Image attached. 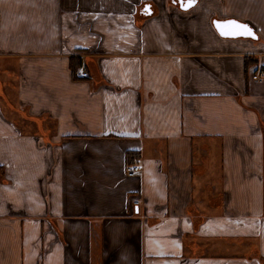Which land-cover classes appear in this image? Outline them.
<instances>
[{"label":"crops","instance_id":"1","mask_svg":"<svg viewBox=\"0 0 264 264\" xmlns=\"http://www.w3.org/2000/svg\"><path fill=\"white\" fill-rule=\"evenodd\" d=\"M0 170V264H264V0H0Z\"/></svg>","mask_w":264,"mask_h":264},{"label":"water","instance_id":"2","mask_svg":"<svg viewBox=\"0 0 264 264\" xmlns=\"http://www.w3.org/2000/svg\"><path fill=\"white\" fill-rule=\"evenodd\" d=\"M195 1L196 0H174V2H176V3L178 2L180 4L181 8L182 9H185V10L191 8L192 6H194ZM189 3L191 4V6H186V5H189ZM229 21H234V22H236V24H239V25H246L254 33L253 29L248 24H246V23L239 22V21L234 20V19L216 20L214 22L215 23V27L217 28V30L219 31V33L221 35H223V34L221 32V29L217 26V22H220L221 24H224L225 22H229ZM225 31H238V29H235L234 25H229L228 27L225 28ZM223 36H226V37H245V38H252V39L257 38L256 34L254 36H247V35H223Z\"/></svg>","mask_w":264,"mask_h":264},{"label":"snow or ice","instance_id":"3","mask_svg":"<svg viewBox=\"0 0 264 264\" xmlns=\"http://www.w3.org/2000/svg\"><path fill=\"white\" fill-rule=\"evenodd\" d=\"M186 6H191V4L189 3V5ZM146 11H150V8L146 9ZM229 25H234L235 29H238V31H225V28L228 27ZM217 26L221 29L223 35H247V36L255 35L252 32V30L248 28V26L236 24V22L234 21L225 22L224 24L217 22Z\"/></svg>","mask_w":264,"mask_h":264},{"label":"built area","instance_id":"4","mask_svg":"<svg viewBox=\"0 0 264 264\" xmlns=\"http://www.w3.org/2000/svg\"><path fill=\"white\" fill-rule=\"evenodd\" d=\"M79 73L83 77L88 76V72L84 68H80L79 69ZM254 77L257 78V75H255ZM142 169H143L142 164L139 163V162H136V163H134L133 165H131V166H129L127 168V174L129 176H138V175H140L142 173V171H143ZM133 204L134 205H138L139 204V200H134Z\"/></svg>","mask_w":264,"mask_h":264},{"label":"trees","instance_id":"5","mask_svg":"<svg viewBox=\"0 0 264 264\" xmlns=\"http://www.w3.org/2000/svg\"><path fill=\"white\" fill-rule=\"evenodd\" d=\"M133 156L132 154H130V157ZM1 171V170H0Z\"/></svg>","mask_w":264,"mask_h":264},{"label":"rangeland","instance_id":"6","mask_svg":"<svg viewBox=\"0 0 264 264\" xmlns=\"http://www.w3.org/2000/svg\"><path fill=\"white\" fill-rule=\"evenodd\" d=\"M136 163V162H135ZM143 170V169H142ZM135 200H138V199H135ZM134 201V200H133Z\"/></svg>","mask_w":264,"mask_h":264}]
</instances>
